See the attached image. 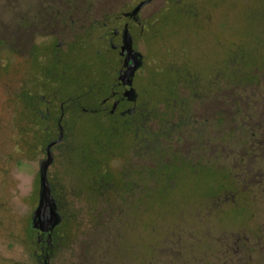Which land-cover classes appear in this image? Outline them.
<instances>
[{"label": "flooded vegetation", "instance_id": "1", "mask_svg": "<svg viewBox=\"0 0 264 264\" xmlns=\"http://www.w3.org/2000/svg\"><path fill=\"white\" fill-rule=\"evenodd\" d=\"M20 1L0 20V85L38 172L47 147L52 159L60 223L32 229L38 264L67 263L74 216L75 264H132L121 244L136 264H264V0H27L35 13ZM217 20L222 48L208 66L188 39L171 49L166 31L199 36ZM224 20L250 30L230 50ZM207 175V192L190 194L186 218L170 214L166 236L153 227L158 211L148 225V201ZM72 201L77 215L64 214ZM147 227L162 237L143 250Z\"/></svg>", "mask_w": 264, "mask_h": 264}, {"label": "rangeland", "instance_id": "2", "mask_svg": "<svg viewBox=\"0 0 264 264\" xmlns=\"http://www.w3.org/2000/svg\"><path fill=\"white\" fill-rule=\"evenodd\" d=\"M19 4L21 9H30L34 13L37 11L38 6L36 7L35 4L27 6V0H21ZM104 10L105 8L101 5L99 11L102 12ZM13 12V0H0V20H11ZM216 23L211 26L210 31H202L199 36L191 37V34L186 31L179 39L175 40L172 31L168 30L166 31V38H168L173 51L179 49L181 39H188L186 48L190 53L195 54V57L200 58L204 65L208 66L213 61L212 59L220 57L222 48L214 40L216 36H218V40L220 39L221 32L220 21L217 20ZM223 26L226 40H223L222 44L228 50L231 49L233 43L244 41L246 32H250L249 29L247 30L244 20H224ZM6 33L11 38V32L7 31ZM244 48H248L246 44H244ZM159 55L166 57L163 53H159ZM3 93V87L0 85V264H38L37 259L32 254L34 250L37 251V248L27 241L26 229L29 228L30 217L37 204L38 160L40 155L38 152L32 151L31 137L20 135V132L17 131V116L15 117L11 105L4 103L5 96ZM19 116L21 117V115ZM22 144L27 145L25 147ZM58 170L60 169H52V172H57ZM209 179H211V176L207 175L199 182L195 181V184H183L179 188L180 194L177 191L165 200L148 201L152 205V207L149 205V214L146 217L148 225L154 219V215L151 214L158 211L160 215L157 217L160 220L153 227L156 228L158 234L163 232V236H166L171 226L170 218L172 215L170 216V214L177 212L182 214L183 218H186L188 216L187 206L190 202V194L196 192L200 196H204L207 192V181ZM212 182L214 186H220L218 176H213ZM160 204H162L161 207H159ZM60 205L63 206V201H61ZM70 206L71 209L68 211L63 210L62 212L67 215L72 211L73 215H77L76 201H72ZM260 208L264 210V198ZM70 224L69 226L72 227L68 229L63 239L66 248L62 250L66 264H75L78 258L77 216H74ZM143 235V242H136V245L142 246L143 250V245L146 241L151 245L162 237H152L149 227H147V231L145 229ZM32 240L34 241L35 237ZM124 245L121 244L119 247L121 257L132 255L130 256L131 263L136 264V255L129 254ZM137 248L139 250L140 247ZM149 253L150 251L147 250V258L150 256ZM116 257L118 256L116 255Z\"/></svg>", "mask_w": 264, "mask_h": 264}, {"label": "water", "instance_id": "3", "mask_svg": "<svg viewBox=\"0 0 264 264\" xmlns=\"http://www.w3.org/2000/svg\"><path fill=\"white\" fill-rule=\"evenodd\" d=\"M141 5L137 6L133 13H136ZM51 162L49 147H47L46 158L39 165L37 204L30 217V228L39 230L41 233H48L60 223L56 203L51 195L50 186L46 178L47 169ZM36 241L39 242V239ZM39 263L45 264V258L41 257Z\"/></svg>", "mask_w": 264, "mask_h": 264}, {"label": "trees", "instance_id": "4", "mask_svg": "<svg viewBox=\"0 0 264 264\" xmlns=\"http://www.w3.org/2000/svg\"><path fill=\"white\" fill-rule=\"evenodd\" d=\"M24 139V138H23ZM31 140H32V138H31ZM26 145L27 144H22V146H25L26 147ZM31 148H32V146H31ZM29 149H30V147H29ZM34 233H33V231H32V229L30 228V225H29V228L28 229H26V239H27V241L31 244V245H34L35 246V248H37V250H38V248H39V244L36 242V238H35V240L33 241L32 239H34ZM35 251V250H34Z\"/></svg>", "mask_w": 264, "mask_h": 264}]
</instances>
